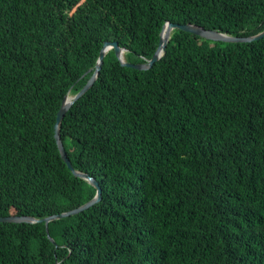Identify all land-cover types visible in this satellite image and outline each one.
I'll return each mask as SVG.
<instances>
[{
    "label": "trees",
    "instance_id": "obj_1",
    "mask_svg": "<svg viewBox=\"0 0 264 264\" xmlns=\"http://www.w3.org/2000/svg\"><path fill=\"white\" fill-rule=\"evenodd\" d=\"M264 30V0H0V217L77 208L97 189L55 139L105 41L142 63L163 25ZM61 138L101 199L0 221V264H264V37L174 29L148 69L109 50ZM49 234V235H48Z\"/></svg>",
    "mask_w": 264,
    "mask_h": 264
},
{
    "label": "water",
    "instance_id": "obj_2",
    "mask_svg": "<svg viewBox=\"0 0 264 264\" xmlns=\"http://www.w3.org/2000/svg\"><path fill=\"white\" fill-rule=\"evenodd\" d=\"M174 29H181L184 31H188L196 35L202 36L204 38L210 39V40L225 41V42H251V41L264 37V30L257 34L250 35V36H233V35H229L226 33L218 32L216 30L205 29L204 27L191 24V23H174L171 21H167L163 25V28L161 30L160 41H159L157 50L155 51V53L150 59H146V61L142 63L126 61L124 58V52L127 51V49L125 47H121L117 41H105L100 51V55H99L96 68L93 74L91 75V77L88 79L86 84L82 87V89L76 95H74L73 97L66 96L64 98L62 105L57 113L56 122H55V139H56V142H57L62 158L64 159L68 167L71 169V171L75 175L86 179L91 185H93L97 189L96 195L91 200H89L88 202H86L85 204L77 208L71 209L66 212L53 214L45 218L37 219L31 216L9 215V216H1L0 221L27 222V223L45 222L46 227H47V232H48V224L50 221L63 218L71 214H75L82 210H85L101 199L102 190H101L98 180L95 177L91 176L90 174L77 171L74 168L72 161L68 157V154L66 152L65 146L61 138V123L67 111L72 106V104L75 101H77L80 97H82L93 86L99 74V71L102 67L104 57L106 56V53L109 50L113 49L115 51V54L118 60H120L122 65L133 67L135 69H148V68H151L154 65V63L162 57L164 51L166 50L167 44L170 40L171 33Z\"/></svg>",
    "mask_w": 264,
    "mask_h": 264
}]
</instances>
